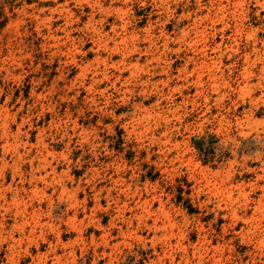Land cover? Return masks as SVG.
I'll return each mask as SVG.
<instances>
[{"label": "rangeland", "instance_id": "1", "mask_svg": "<svg viewBox=\"0 0 264 264\" xmlns=\"http://www.w3.org/2000/svg\"><path fill=\"white\" fill-rule=\"evenodd\" d=\"M0 264H264V0H0Z\"/></svg>", "mask_w": 264, "mask_h": 264}, {"label": "bare ground", "instance_id": "2", "mask_svg": "<svg viewBox=\"0 0 264 264\" xmlns=\"http://www.w3.org/2000/svg\"><path fill=\"white\" fill-rule=\"evenodd\" d=\"M252 60V59H251ZM208 63V62H207ZM213 63V62H212ZM208 65V64H207ZM210 65V64H209ZM208 67V66H207ZM211 69H213V68H211ZM200 75V74H199ZM198 78V77H197ZM199 81V80H198Z\"/></svg>", "mask_w": 264, "mask_h": 264}]
</instances>
